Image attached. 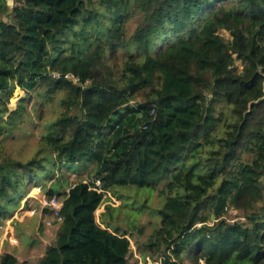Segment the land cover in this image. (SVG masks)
<instances>
[{"label":"trees","instance_id":"obj_1","mask_svg":"<svg viewBox=\"0 0 264 264\" xmlns=\"http://www.w3.org/2000/svg\"><path fill=\"white\" fill-rule=\"evenodd\" d=\"M4 14L0 144L26 100L62 93L63 112L41 136L45 155L23 162L0 148V226L51 167H97L46 189L62 221L42 255L4 252L0 264H129L127 232L96 220L93 178L114 194L164 196L146 242L159 264L264 261V101L250 104L264 94V0H0ZM15 87L26 95L9 111ZM227 206L244 221L229 222Z\"/></svg>","mask_w":264,"mask_h":264},{"label":"rangeland","instance_id":"obj_2","mask_svg":"<svg viewBox=\"0 0 264 264\" xmlns=\"http://www.w3.org/2000/svg\"><path fill=\"white\" fill-rule=\"evenodd\" d=\"M0 18L8 20L7 14L0 16ZM219 33L225 39L230 38L229 33L224 29H220ZM236 64L238 68H241L238 60H236ZM25 95L24 90L15 87L7 104L8 110L13 111L18 108L22 104L21 98ZM61 97L62 93H58L50 101L36 97L23 102L25 111L21 116V121L18 119L15 121V128L12 131L13 137L10 135L3 136L0 144L1 152L23 162L37 156L39 150H41L39 157L45 155L48 151L41 141V136L46 132L47 124L56 120L63 112L60 104ZM220 107L218 106L217 111L222 109ZM224 110L225 115L228 116L229 109L224 107ZM75 111H77L76 108H71L69 113L72 114ZM6 116L7 113H5ZM206 148L204 147V150ZM96 167L95 163H89L85 166L77 163L72 165V168L56 164L51 167L52 169L50 168L53 172L50 178L46 180L42 178L43 180H40L38 186L31 185L24 197L11 206L10 210H14L12 215L0 226V255L11 251L20 257L19 261H22L23 258L38 256L43 251L45 242L50 241L54 236L58 225L50 213L48 214L44 210L42 202L49 197L46 189L50 184L56 183L63 190L77 181L91 179ZM113 189L117 194L111 190L108 192L114 200L110 197L103 200L95 211L96 220L100 222V218L104 214L113 226H117L120 231H126V236L130 238L129 264H144V256H142L141 251L150 257L151 252L148 251L146 242L153 230L159 225L160 219L157 209L162 207L164 196L151 187L128 185L115 186ZM57 199L58 201L62 200L59 197ZM107 206L110 208L108 209ZM225 208L223 214L229 222L244 221L240 211L231 206ZM46 220H52V225L47 226ZM151 259L153 260L152 257ZM188 262L189 259L184 258V263ZM261 264H264V261Z\"/></svg>","mask_w":264,"mask_h":264},{"label":"built area","instance_id":"obj_3","mask_svg":"<svg viewBox=\"0 0 264 264\" xmlns=\"http://www.w3.org/2000/svg\"><path fill=\"white\" fill-rule=\"evenodd\" d=\"M84 182H88V180H84ZM93 189L96 190L99 193L103 194V200L107 197H110L112 200H114L113 197L109 194V192L102 188L101 181L99 178H93ZM44 208H49L50 215L52 216L53 220L60 222L62 221V216L60 214V208L62 206V201H58L57 197L55 195L50 196L43 200L42 202ZM102 204V203H101ZM103 206V205H102ZM233 222V221H232ZM46 225L51 226L52 220H46ZM151 257L146 256L144 262L146 261L147 264H159V260H152ZM149 262V263H148Z\"/></svg>","mask_w":264,"mask_h":264},{"label":"water","instance_id":"obj_4","mask_svg":"<svg viewBox=\"0 0 264 264\" xmlns=\"http://www.w3.org/2000/svg\"><path fill=\"white\" fill-rule=\"evenodd\" d=\"M6 3H7L8 5L14 4V0H6ZM263 92H264V88H263ZM261 101H264V94H263V96H261V97L258 98L257 100L252 101L250 104H257V103H259V102H261ZM212 219H213V216H212Z\"/></svg>","mask_w":264,"mask_h":264},{"label":"crops","instance_id":"obj_5","mask_svg":"<svg viewBox=\"0 0 264 264\" xmlns=\"http://www.w3.org/2000/svg\"><path fill=\"white\" fill-rule=\"evenodd\" d=\"M66 190H68V188H66ZM50 240H51V239H50ZM45 243H46V244L44 245L43 251H44L46 245L50 243V241H48V242L46 241ZM43 251H42L38 256H41L42 253H43ZM7 252H11V251H7ZM12 253H13V252H12ZM14 254H15V253H14ZM15 255H16V257H17L18 259L20 258L17 254H15ZM30 258H32V256H31V257H27V258H23L22 260L30 259Z\"/></svg>","mask_w":264,"mask_h":264}]
</instances>
